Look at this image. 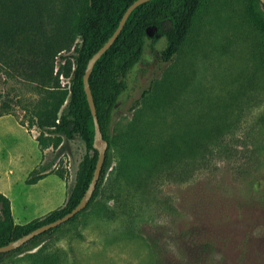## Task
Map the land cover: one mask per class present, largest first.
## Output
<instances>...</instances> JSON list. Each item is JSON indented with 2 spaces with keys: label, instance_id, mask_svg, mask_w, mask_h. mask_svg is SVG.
Instances as JSON below:
<instances>
[{
  "label": "rangeland",
  "instance_id": "obj_1",
  "mask_svg": "<svg viewBox=\"0 0 264 264\" xmlns=\"http://www.w3.org/2000/svg\"><path fill=\"white\" fill-rule=\"evenodd\" d=\"M71 1L33 0L47 38ZM248 13L247 0H203L168 63L164 36L145 39L107 130L112 176L129 186L99 193L1 264H264V45ZM3 78L0 69V193L16 224L42 221L65 206L85 146H54L56 135L29 125L38 93ZM167 152L168 170L155 160ZM146 177L139 208L130 182Z\"/></svg>",
  "mask_w": 264,
  "mask_h": 264
},
{
  "label": "trees",
  "instance_id": "obj_2",
  "mask_svg": "<svg viewBox=\"0 0 264 264\" xmlns=\"http://www.w3.org/2000/svg\"><path fill=\"white\" fill-rule=\"evenodd\" d=\"M134 1L73 0L68 4L67 11L57 17L54 34L47 38L39 29L37 14L33 13V0H0V69L4 75L3 80L31 86L39 95L31 110L33 118L29 125L35 126L43 133L56 135L54 146H57L62 138L79 139L85 146V154L65 206L50 212L44 220L16 224L8 197L0 193V246L70 212L86 191L95 168L97 151L93 148L94 125L82 77L89 58L112 35L124 11ZM202 1L150 0L139 5L131 12L112 45L94 64L88 81L100 131L107 142V148L96 188L87 206L99 193L104 194L115 188L129 186L115 183L112 176L111 147L107 130L118 97L124 89L123 79L140 60L145 39L149 38L151 33L155 37L164 36L165 45L160 58L163 63L171 62L187 38ZM258 6L264 7L260 0H247V12L258 26L264 45V14L257 12ZM164 23H169L166 30L163 28ZM71 47L73 50L69 56L60 53ZM67 59L71 60V68L68 72L67 87L63 89L59 85L60 64ZM55 63H59V70L56 72ZM149 93L150 91H144L141 99ZM138 104L139 100L130 110ZM3 107H7L4 101ZM172 154L167 152L158 155L155 160L160 161V167H165ZM147 160L152 159L149 157ZM165 169L168 170L166 167ZM144 181H147V177L130 182L134 185L130 190L135 192L132 195L139 208L143 205L141 202L145 190L149 189L144 187ZM79 214L80 212L66 223ZM56 228L35 236L13 251L0 253V264L6 256L24 247L35 246L36 241L49 236Z\"/></svg>",
  "mask_w": 264,
  "mask_h": 264
},
{
  "label": "water",
  "instance_id": "obj_3",
  "mask_svg": "<svg viewBox=\"0 0 264 264\" xmlns=\"http://www.w3.org/2000/svg\"><path fill=\"white\" fill-rule=\"evenodd\" d=\"M150 0H135L134 2H132L124 11L123 15L121 16L119 23L116 27V29L114 30V32L112 33V35L108 38V40L89 58L83 77H82V82H83V89L86 95V100L90 109V113L93 119V125H94V137H93V148L97 151V160H96V164H95V168L93 171V175L91 178V181L86 189V191L84 192L82 198L80 199V201L78 202V204L68 213H66L65 215H63L62 217L51 221L49 223H46L44 225H41L33 230H31L30 232H28L27 234L13 240L10 241L9 243H7L6 245L0 246V253H5V252H10L13 251L19 247H21L24 243L28 242L29 240L33 239L35 236L49 230L52 228H55L63 223H65L66 221H68L69 219H71L72 217H74L76 214H78L79 212H81L83 209H85V207L87 206L90 198L93 195V192L96 188L100 173H101V169L104 163V159H105V152H106V148H107V142L106 140L103 139L102 133L100 131V127H99V123H98V119L96 116V111H95V106H94V102H93V98L91 95V90L89 87V76L92 72L93 66L96 63V61L105 53V51L112 45V43L115 41V39L117 38V36L119 35V33L121 32L127 18L129 17V15L131 14V12L138 7L139 5L146 3Z\"/></svg>",
  "mask_w": 264,
  "mask_h": 264
}]
</instances>
